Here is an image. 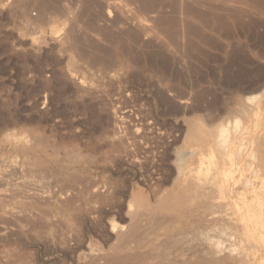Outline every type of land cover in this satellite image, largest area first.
Here are the masks:
<instances>
[{"label":"rangeland","instance_id":"374dc122","mask_svg":"<svg viewBox=\"0 0 264 264\" xmlns=\"http://www.w3.org/2000/svg\"><path fill=\"white\" fill-rule=\"evenodd\" d=\"M110 1L132 4L130 0ZM254 1V7L243 2L246 9L241 13L225 11L222 4L201 8V19L191 24L190 43L182 51L175 4L165 12L172 32L159 33L163 42L150 34L153 37L142 44L134 34L116 31L111 23L105 26L100 18L109 9L106 0H52L60 11L59 7L51 9L45 22L37 21L39 0H21L20 6L17 0H0V264H143L146 259L158 262L166 253L176 264H183L182 252L202 237L216 238L222 244L221 250L216 246L221 252L216 254L220 261L214 264H264V199L259 194L251 199L260 225L247 229L236 204L218 192L221 188L215 186V179L203 183L198 178V169L205 157L208 161L212 146L190 140L186 122L196 120L194 124L205 128L220 123L231 128L229 134L236 133L239 146V153L235 151L239 157L235 153L234 157L243 160L247 153L252 159L257 154V177L264 176V96L256 126L251 121L246 124L248 128L254 124V132L243 133L245 123L238 125L236 120L231 126L232 113L240 116L235 111L240 110L242 94L249 95L243 89L257 86L256 93L264 91V0ZM133 6L127 5L134 10ZM74 9L77 11L72 12ZM71 12L78 13V23L71 21ZM27 19L38 27L32 28ZM182 54L185 59L180 58ZM188 93L193 99L189 110L184 111L180 101ZM23 137L31 149L26 150ZM217 149V161L227 164L231 158L224 151L229 150L222 153ZM182 163L196 168L183 182L192 185V201L173 202L168 196L181 189L178 171L184 167ZM209 172L202 171L203 180L216 171L212 168ZM193 174L196 176L191 178ZM239 175L241 179L248 177L249 169ZM169 180L175 181L172 184ZM202 187H208V192ZM142 195L145 197H140L139 205L137 196ZM155 213L158 221L153 222ZM159 221H163L161 225ZM137 224L143 226L139 225V231ZM212 227L217 230L206 235L205 229ZM249 231L254 236L249 237ZM184 233L192 236L188 237L192 244ZM137 243H142L138 249ZM156 244L161 254L155 253L159 250ZM241 249L243 254L252 252L255 258L242 256L238 252Z\"/></svg>","mask_w":264,"mask_h":264},{"label":"bare ground","instance_id":"6f19581e","mask_svg":"<svg viewBox=\"0 0 264 264\" xmlns=\"http://www.w3.org/2000/svg\"><path fill=\"white\" fill-rule=\"evenodd\" d=\"M23 1V0H22ZM52 0H43V2H41L40 0H39V8H40V11H41V13H40V16H39V19H37V21L38 22H45L46 21V19L48 18H50L49 16L47 17V14H49V13H51L52 11H51V9H55L56 10V8H57V10H58V7H59V5H58V7H56V4H53L52 2H51ZM131 1V5H130V3H128V2H130ZM130 1H128L127 3L129 4V6L132 8V5H134L133 7L135 8L134 10L133 9H131L130 7H127V5L128 4H120V3H118L117 1L116 2H109V0L107 1L106 0V2H107V4H108V10H107V12L105 13L104 11V15H102V18H100V19H102V21H103V23H105V26L106 25H108L109 23H111V24H113L114 25V27L116 28V31L118 30V31H127L128 32V34H130V35H135L139 40H140V42L142 43V44H144V43H146L147 41H148V39H149V37L150 36H152V35H150V34H153L154 36H156L155 37V40L157 41V42H163V40H165L164 38H163V36L161 37V36H158V35H161V34H159V33H162V35H163V33L164 34H169L170 33V31H171V29H173V28H171V26H172V24H171V21L169 20V19H167L166 17H165V12L166 11H168V9H167V7L169 6V5H171V4H175L177 7H178V11L177 12H179V24H180V33H181V37H182V39H181V45H182V51H183V49L185 50V47L190 43L189 42V37H190V35H191V24L192 23H194L196 20H199V19H201L200 17H201V8L203 9V8H207V7H210V6H212V5H216V4H222L223 6H224V8L226 9L225 11H239V13H241L242 12V10H245L246 8V6L244 7V5H242L243 4V2H245L244 4H246V3H248L247 5H250L251 7H254L255 6V1L254 0H130ZM257 1V0H256ZM17 2L19 3V6H20V3H21V0H17ZM36 2V1H35ZM55 3H56V1H54ZM80 2V1H79ZM27 3H29L28 1L26 2V4ZM80 3H82V2H80ZM79 3V4H80ZM59 4H60V2H59ZM260 5V4H259ZM17 6V5H16ZM23 6H24V4H23ZM30 6V5H29ZM74 6V5H73ZM80 6V5H79ZM78 6V7H79ZM219 6L220 5H218V8H219ZM249 6V8H251ZM25 7H26V5H25ZM24 7V8H25ZM28 7V6H27ZM67 8H69L68 6H66ZM71 7V6H70ZM216 7V6H215ZM17 8V7H16ZM223 8V7H222ZM20 9V8H19ZM70 9V8H69ZM69 9H66V10H69ZM171 9V8H170ZM169 9V10H170ZM213 9V8H212ZM215 9V8H214ZM220 9H221V7H220ZM248 9V8H247ZM252 9V8H251ZM251 9H250V11H251ZM259 9V8H258ZM54 10V11H55ZM249 10V9H248ZM21 11V10H20ZM59 11H60V7H59ZM59 11H56V13L57 12H59ZM64 11H65V9H64ZM77 11V10H76ZM75 11V9H74V11H72V12H76ZM209 11V13H210V10H208ZM223 11V10H222ZM241 11V12H240ZM254 11V10H253ZM256 11V10H255ZM254 11V12H255ZM261 11V10H260ZM28 12V11H27ZM26 12V13H27ZM65 12H67V11H65ZM71 12V14H72V16H71V21H73V22H77L78 23V21L76 20V18H77V15H75V14H78V13H72ZM258 12V11H257ZM262 12V11H261ZM68 13V12H67ZM250 13H253V12H250ZM69 14H70V11H69ZM74 14V15H73ZM264 14V13H263ZM240 15V14H239ZM260 15V14H259ZM65 16V15H64ZM68 16V15H67ZM47 17V18H46ZM54 17V16H53ZM205 18V17H204ZM69 19H70V17H69ZM76 20V21H75ZM27 21V23L28 24H30L31 25V27L32 28H34V29H36L37 27H38V24L35 22V21H29L28 19L26 20ZM70 21V20H69ZM70 21V22H71ZM80 21V20H79ZM101 21V22H102ZM228 22V21H227ZM229 23V22H228ZM76 24V23H75ZM99 24H101V23H99ZM73 26H74V24H72ZM97 26V25H96ZM30 27V26H29ZM59 27V26H58ZM174 27V26H173ZM57 28V27H56ZM74 28V27H73ZM191 28V29H190ZM195 28V27H194ZM193 28V29H194ZM70 33H71V31L70 30H68ZM152 31H153V33H152ZM156 31V33H154ZM178 31H179V29H178ZM68 32V33H69ZM158 32V33H157ZM172 32V31H171ZM69 33V34H70ZM75 33V32H74ZM115 33V32H114ZM65 34H67V33H65ZM72 34V33H71ZM82 34H83V32H82ZM156 34V35H155ZM176 34H179V33H176ZM73 35V34H72ZM123 35V34H122ZM74 36V35H73ZM67 37V36H66ZM70 37V36H69ZM130 37V36H129ZM153 37V36H152ZM72 38V37H71ZM114 38V37H113ZM124 38V37H123ZM126 38V37H125ZM102 39V38H101ZM112 39V38H111ZM127 39V38H126ZM163 39V40H162ZM71 40V39H70ZM77 40V39H76ZM104 40V39H103ZM131 40V39H130ZM74 42H75V40H73ZM72 41V43H74ZM78 41V40H77ZM128 41V40H127ZM79 42V41H78ZM139 42V41H138ZM168 42V43H167ZM166 43L167 44H171V43H169V41H167ZM72 43H71V47H73L72 46ZM75 43H77V42H75ZM108 43V42H107ZM165 43V42H164ZM163 43V44H164ZM70 44V43H69ZM123 44V43H122ZM159 44V43H158ZM154 45V44H153ZM134 46H135V44H134ZM155 46H157V44L155 45ZM119 47V46H118ZM74 48V47H73ZM127 48V47H126ZM76 49H78L77 47H76ZM135 49V48H134ZM159 49V48H158ZM180 49V48H179ZM233 49V48H232ZM79 50V49H78ZM80 50H83V49H81L80 48ZM116 50V49H115ZM168 50V49H167ZM164 51V50H163ZM87 52V51H86ZM168 52H169V50H168ZM172 52V51H171ZM171 52H170V55H171ZM131 53V52H130ZM164 53V52H163ZM184 53V55H185V51L183 52ZM80 54V53H79ZM84 54V53H83ZM78 55V54H77ZM82 55V54H81ZM173 55V54H172ZM184 55L182 54L181 56H180V58L181 59H185L184 58ZM174 56V55H173ZM179 56V55H178ZM186 56V55H185ZM149 57V56H148ZM261 57V56H260ZM179 58V57H178ZM82 59V58H81ZM83 60V59H82ZM104 60V59H103ZM180 60V59H179ZM91 61V60H90ZM106 61V60H105ZM110 62V61H109ZM88 65V64H87ZM107 65V64H106ZM79 66V65H78ZM82 66V65H81ZM80 67V66H79ZM114 68V67H113ZM185 68H186V66H185ZM190 76V75H189ZM161 81V80H160ZM172 84V83H171ZM168 89V88H167ZM170 90V89H169ZM173 90V89H172ZM175 90V89H174ZM257 90H258V88H257V86L255 87H252V88H248V89H246V88H244L243 89V91L242 92H244V93H247V94H249L248 96L247 95H243L242 94V96L243 97H241L240 98V95H239V98H240V100H239V104H240V106L239 105H237L238 104V100H236V102H235V104H236V106H239V107H237V109L238 108H240V110L239 111H235V112H238L239 114H240V116H236V115H234L235 113L233 112L232 114H233V116H235L234 118L232 117V125L229 123V125H231L232 127H234V125L233 124H235L236 123V121H237V123L236 124H238L239 125V122H243V124L245 123V128L244 129H242V127H241V129H242V132L243 133H245V131L247 132V130L248 131H250V132H254L256 129H255V126H256V124H257V121H259L258 119H257V115H258V111H259V109H260V102H261V99L263 98V96H264V91H263V93L262 92H260V94H258V93H256L257 92ZM191 91V90H190ZM189 91V92H190ZM234 91V90H233ZM240 92V91H239ZM168 93V92H167ZM174 93V92H173ZM262 93V94H261ZM176 94V93H175ZM189 94V93H188ZM239 94V93H238ZM238 94H237V96H238ZM169 95V97L171 98V99H175V101H176V98H175V96H174V94H172V93H169L168 94ZM193 95V94H192ZM235 95V94H234ZM237 96L236 97H234V98H237ZM245 96V97H244ZM191 94H189L188 96H185V98H183V100H181L180 101V104H181V106H179V107H182V109L184 110V111H186V110H189V108H190V105H191ZM193 99V98H192ZM178 101V100H177ZM174 102V101H173ZM233 102V101H232ZM179 103V102H178ZM231 103V102H230ZM257 104H259V105H257ZM194 106V105H193ZM235 106V107H236ZM227 107V106H226ZM194 108V107H193ZM179 109H181V108H179ZM230 109V108H229ZM203 110V109H202ZM227 109H225V111H226ZM231 110H232V108H231ZM227 111H230V110H227ZM226 111V112H227ZM192 112V111H191ZM262 112V111H261ZM237 113V114H238ZM192 114V113H191ZM210 114V113H209ZM212 114V113H211ZM223 115V114H222ZM230 115H231V112H230ZM259 115H260V113H259ZM228 116V115H227ZM232 116V115H231ZM223 117H225V116H223ZM176 119V118H175ZM189 119H190V117H189ZM224 119V118H223ZM191 120V119H190ZM192 120H193V118H192ZM191 120V121H192ZM213 120V119H212ZM217 120V119H216ZM227 120V119H226ZM236 120V121H235ZM183 121V120H182ZM184 121H186V119L184 120ZM195 121L196 120H194L193 121V123L192 122H189V120L187 119V124L189 123V125H187L188 126V129H187V136H188V138L190 139V140H192V141H195V142H198L199 144H203V145H210V146H208V148L209 147H211L212 146V150H211V152H210V155L209 154H207L206 152V154H207V156L209 155V157H208V161H205L206 160V158L207 157H205V160H203L204 162H206L207 163V165H205V163L202 161V163H201V165H200V163H199V165H200V167H199V169H198V178L199 179H202L201 181H203V183H204V181H205V183H206V181L208 182L209 180H211V179H215L214 181H215V186H218L219 188H221V189H219L220 191H218V189H217V191L218 192H221L222 194L224 193V194H227L228 195V197H227V195H226V197L227 198H229V200L231 199L232 200V205L233 204H236V206H237V210L242 214V220H243V222H244V224H245V226H246V228L247 229H250V228H252V226H255V225H260V224H258L257 222H256V220H258L257 219V213H255L254 212V210L252 209V201H251V199H253L254 197H256L257 198V194H259V198L261 199V198H263L264 199V176L263 177H257V165H258V163H257V154L255 155V156H253L252 157V159H251V156H249V154H247V153H245L246 155H245V158L242 160V158L240 159V160H238L236 157H234V153H235V151H236V153H237V151H238V147L236 146V143H238V142H236V140L237 139H235V131H234V135H230L229 133H231V131H230V129L227 127H223L222 126V124H220V123H218V122H215V123H218V124H215V126H213L212 125V127H207V128H205V127H202V126H200V125H198V124H194L195 123ZM254 122V124H255V126H254V124H251V126H249V128H248V125L246 126V124L247 123H249V122ZM185 122V123H186ZM209 122V121H208ZM224 122V121H223ZM235 122V123H234ZM184 123V122H183ZM213 123H214V121H213ZM225 123H226V121H225ZM224 123V125H226ZM210 124H212V122L210 123ZM209 124V125H210ZM241 124V123H240ZM259 124V123H258ZM237 125V126H238ZM208 126V125H207ZM236 126V128L238 129V127ZM241 126V125H240ZM258 130V129H257ZM250 132H248V134H251ZM261 132H262V130H261ZM184 134V133H183ZM248 134H247V136H248ZM238 135V134H237ZM239 135H241V132L239 133ZM244 135V134H243ZM260 134H258V139H259V137L261 136H259ZM264 135V134H263ZM231 136V137H230ZM254 136V135H253ZM253 136H251V137H253ZM186 137V136H185ZM237 137V136H236ZM245 138H246V136H244ZM256 137V136H255ZM238 138V137H237ZM23 139V140H22ZM22 139H20V140H22L23 142H24V144H25V146L24 147H26V150H27V148L28 149H31V145L29 144V142L27 141V139H24V137L22 138ZM32 139V138H31ZM243 140H244V138H243ZM248 140V139H247ZM257 140V139H256ZM256 140H254V142L256 141ZM241 141H242V138H241ZM251 141V140H250ZM21 142V141H20ZM22 142V143H23ZM36 142H38V141H36ZM249 142V141H248ZM247 142V143H248ZM257 142V141H256ZM260 142V141H259ZM258 142V143H259ZM197 143V144H198ZM239 143H241L240 141H239ZM251 143V142H250ZM38 144H40V143H38ZM197 144H195V145H197ZM244 144V143H243ZM249 144V143H248ZM253 144V143H252ZM260 144H262L263 145V143H260ZM36 146H37V144H35ZM193 145V144H192ZM191 145V146H192ZM194 145V146H195ZM216 145V146H215ZM200 146V145H199ZM213 146H215L214 148H213ZM23 147V148H24ZM40 147V146H39ZM243 147V146H242ZM241 147V148H242ZM246 147H247V145H246ZM257 147V146H256ZM176 148V147H175ZM200 148V147H199ZM217 148H219V149H217ZM251 148V147H250ZM198 149V148H197ZM204 149V148H203ZM214 149L216 150H221L222 151V153H223V151L224 150H229V152L227 153V151H224V153H226L227 155H229V157L231 158V159H229V161L227 162V164L225 163V162H223V164L225 165V166H221V165H223L222 163H221V161L220 160H218V161H220V162H218L217 161V159H216V157L218 156L217 155V153H216V155H215V153H214ZM247 149V148H246ZM263 149V148H262ZM185 150V149H184ZM253 150L254 149H252V153H253ZM257 150H258V148H257ZM144 151V150H143ZM191 151V150H190ZM203 152L205 151V150H202ZM250 151V150H249ZM264 151V150H263ZM37 152V151H36ZM181 152V151H180ZM179 152V153H180ZM202 152V153H203ZM192 153V151L190 152V154ZM195 153V152H194ZM201 153V152H200ZM235 153V155H237V157H239L238 156V154H236ZM238 153H239V151H238ZM240 153H241V151H240ZM243 153H244V151H243ZM250 153V152H249ZM251 153V154H252ZM256 153V152H255ZM258 153V152H257ZM193 154V153H192ZM192 154H191V156H192ZM199 154V153H198ZM219 154H221L220 152H219ZM225 154V155H226ZM179 155V154H178ZM223 155V154H222ZM226 155V156H227ZM187 156V155H186ZM195 156V155H194ZM258 156H259V153H258ZM188 158H190V157H188ZM202 158H204V156L202 157ZM224 158V157H223ZM226 158V157H225ZM225 158H224V160H225ZM220 159H221V157H220ZM227 159V158H226ZM249 159V160H248ZM197 160V159H196ZM222 160V159H221ZM137 161V160H136ZM174 161V160H173ZM180 161V160H179ZM184 161V160H183ZM194 162V161H193ZM175 163H177V162H175ZM183 164V163H182ZM181 164V165H182ZM191 163H189V164H187L186 163V165L185 164H183V166L184 167H182V168H180V171H178L179 172V174H180V178H182L181 180V182H182V184H181V189L180 188H178V191L180 192V193H183V195L182 194H178V191H174L173 193H171L169 196H168V199H170L171 201H173V202H183L184 200L186 201V198L187 199H190L191 200V196H189V195H191V189H190V186H192V185H188V183H190V182H188L187 183V185L186 184H184L183 182L184 181H186L187 179H188V177H190L191 176V174H192V172H193V169L195 168V167H193V166H191L190 165ZM204 164V165H203ZM180 165V164H179ZM262 165H264V161H263V164ZM178 166V165H177ZM176 167V166H175ZM202 167L203 168H205V169H202ZM177 168V167H176ZM175 168V169H176ZM212 168H214L215 169V171L216 172H214L215 174H213V176L211 177V176H209V179H208V177H207V179L208 180H203V179H205V177L203 178V177H201V175H202V171L203 170H205V172H206V174H208V172L210 171L211 172V170H212ZM249 169V175H248V177H246V178H244V179H241L240 178V173L243 171V170H245V169ZM26 169V168H25ZM196 169V168H195ZM243 169V170H242ZM247 171V170H246ZM19 172V171H18ZM176 172V171H175ZM174 172V174H177L178 175V177H179V174L176 172L175 173ZM209 172V173H210ZM213 172V171H212ZM195 173V172H194ZM211 174V173H210ZM209 174V175H210ZM37 175V174H36ZM194 175L195 174H193V176L191 177V178H193L194 177ZM196 176V175H195ZM176 177V176H175ZM211 177V178H210ZM41 178V177H40ZM172 178H174V177H172ZM196 179V178H195ZM198 180V179H197ZM197 180H196V182H197ZM170 182H171V180H169ZM175 181V180H174ZM174 181H172L171 183L173 184L174 183ZM188 181V180H187ZM212 181V180H211ZM3 182V181H2ZM198 182L200 183V181L198 180ZM172 184H170V186H169V188L170 189H172V187H173V185ZM191 184H193V183H191ZM201 184V183H200ZM212 185L214 184V182H212L211 183ZM172 185V186H171ZM179 185V184H178ZM178 185H176V186H178ZM202 185H204V184H202ZM200 186V185H199ZM207 186V185H206ZM99 187V186H98ZM205 187V186H204ZM212 187V186H211ZM211 187L209 188V189H211ZM165 188V187H164ZM164 188L161 190L162 191V193L163 192H165V191H163L164 190ZM203 188V187H202ZM208 187H206V189L205 188H203V190L205 189L206 191L208 190L207 189ZM213 188H215V187H212V189ZM167 190H168V186H167V188H166ZM165 189V190H166ZM180 189V190H179ZM189 189H190V192H189ZM200 189H201V187H200ZM174 190V189H173ZM197 190H199V189H197ZM215 191H216V188L214 189ZM160 191V192H161ZM201 192H202V194H203V191H202V189L200 190ZM90 192V191H89ZM208 192V191H207ZM210 192V191H209ZM212 192V191H211ZM48 193V192H47ZM193 193L194 192H192V196H193ZM198 193V192H197ZM196 193V194H197ZM214 193V192H213ZM51 194V193H50ZM201 194V195H202ZM204 194H205V191H204ZM208 194V193H207ZM206 194V195H207ZM159 195V194H158ZM197 195H200V193H198ZM196 195V197H198ZM205 195V196H206ZM212 195V194H211ZM62 196V195H61ZM144 195H142V196H137V198L139 199V201H140V197H143ZM162 196H164V194L162 195ZM205 196H203V197H205ZM208 196V195H207ZM224 196V195H223ZM53 197V196H52ZM145 197V196H144ZM150 197V196H149ZM148 196H147V198H149ZM152 197V196H151ZM155 197V196H154ZM160 197H161V195H160ZM160 197H158V198H160ZM165 197H167L166 195H165ZM189 197H191V198H189ZM201 197V196H200ZM212 197H216V195L214 196H212ZM225 197V196H224ZM147 198H145V199H147ZM199 198V197H198ZM222 199H223V197H221ZM138 199H137V201H138ZM142 199V198H141ZM144 199V200H145ZM153 199V198H152ZM213 199V198H212ZM226 199V198H225ZM144 200H142V201H144ZM154 200H155V198H154ZM153 200V201H154ZM165 200H166V198H165ZM164 199H163V202L165 201ZM63 201V200H62ZM138 201V202H139ZM147 201V200H146ZM148 201H150L149 199H148ZM153 201H152V203H153ZM167 201V200H166ZM188 201V200H187ZM192 201V200H191ZM198 200H196V202H197ZM209 201H210V199H209ZM205 202V201H204ZM223 202H224V199H223ZM227 202H230L231 203V201H227ZM227 202H225V203H227ZM140 203H141V201L138 203L139 205H140ZM151 203V205H152V207H153V204ZM201 203V202H200ZM229 203V204H230ZM258 203V202H257ZM146 204V203H145ZM148 204V203H147ZM165 204V203H164ZM163 204V205H164ZM167 204V203H166ZM166 204H165V206H166ZM253 204H254V201H253ZM138 205V206H139ZM142 205L144 206V203H142ZM162 205V206H163ZM194 205H196V204H194ZM203 205H205L204 203H203ZM221 205H222V203H221ZM261 205V204H260ZM259 205V206H260ZM149 206V205H148ZM156 206V205H155ZM220 206V205H219ZM262 206V205H261ZM151 207V208H152ZM190 207V206H189ZM194 207V206H193ZM231 207V206H230ZM234 207V206H233ZM146 208V207H145ZM154 208V207H153ZM196 208H198V207H196ZM226 208H228V207H226ZM140 209V208H139ZM149 209V208H148ZM188 209V208H187ZM233 209H235V208H233ZM135 210V209H134ZM137 210V209H136ZM141 210V209H140ZM140 210H137V213L140 211ZM154 210V209H153ZM159 210V209H158ZM157 210V211H158ZM192 210H194L193 208H192ZM260 210H261V208H260ZM259 210V211H260ZM127 211V210H126ZM152 211V210H151ZM150 211V212H151ZM190 211V210H189ZM229 211V210H228ZM141 212H143V211H141ZM145 212V211H144ZM143 212V213H144ZM149 212V213H150ZM154 212V211H153ZM155 212H156V210H155ZM146 213V212H145ZM158 213V212H157ZM170 213V212H169ZM133 214H134V212H133ZM139 214V213H138ZM138 214L137 215H135V216H137L138 217ZM147 214V213H146ZM167 214H168V212H167ZM263 214V213H262ZM141 215V214H140ZM145 215V214H144ZM163 215V214H162ZM261 215V214H260ZM151 216V215H150ZM153 216V217H152ZM151 217L152 218H155V220L154 219H150L151 221L152 220H154L153 222H156V221H158L157 219V217L159 216V215H156V213H155V215H152ZM154 216H156V217H154ZM161 216V215H160ZM170 217H171V215H169ZM235 216V215H234ZM238 216V215H237ZM146 217V216H145ZM233 217V216H232ZM231 217V218H232ZM143 219H144V217H142ZM142 218H140V219H142ZM150 218V217H149ZM148 218V219H149ZM160 219L159 220H161V217H159ZM146 219H147V217H146ZM146 219H144V220H146ZM165 219V218H164ZM227 219H229V217L227 218ZM236 219V218H235ZM135 220L136 221H138L136 218H135ZM135 220H133L132 222H134ZM163 220V219H162ZM164 221V220H163ZM163 221H159L158 222V224H160L161 225V223L163 222ZM168 221V220H167ZM210 221V220H209ZM240 221V220H239ZM144 222V221H143ZM146 222V221H145ZM149 222V221H148ZM161 222V223H160ZM241 222V221H240ZM239 222V223H240ZM138 223H140V220H139V222ZM217 223V222H216ZM231 223V222H230ZM238 223V224H239ZM135 224H136V222H135ZM141 224V223H140ZM140 224H137L138 225V227L137 228H135L136 230H138L139 228L141 229V227H143V226H141ZM156 224V223H155ZM157 224V225H158ZM202 224H204V223H202ZM243 224V225H244ZM134 225V224H133ZM139 225L141 226V227H139ZM143 225V224H142ZM147 225H150V224H148L147 223ZM154 225V224H153ZM210 224H208L207 226H209ZM223 225V224H222ZM263 225V224H262ZM151 226H152V224H151ZM202 226V225H201ZM200 226V227H201ZM203 226H205V225H203ZM214 228H215V226L217 227L218 225H216L215 224V226L214 225H212ZM227 226V225H226ZM244 226V227H245ZM134 227H136V226H134ZM134 227H132V228H134ZM145 227H146V225H144V229H145ZM155 227V226H154ZM157 227V226H156ZM155 227V228H156ZM213 227H212V229H213ZM243 227V228H244ZM119 228V227H118ZM147 229H149V227H146ZM151 228V227H150ZM198 228V227H197ZM202 228V227H201ZM211 228V227H210ZM210 228H208V230L207 229H205V233H207L206 235H208V234H213L214 233V231H216L215 229H210ZM219 228V227H218ZM227 228H229V227H227ZM254 228V227H253ZM259 228V227H258ZM146 229V231H148ZM199 229V228H198ZM223 229V228H222ZM230 229H232V228H230ZM230 229H228V230H230ZM202 231H203V228L201 229ZM221 230V229H220ZM227 230V229H226ZM253 230V229H252ZM251 230V231H252ZM256 230V229H255ZM254 230V231H255ZM113 231V230H112ZM115 231V230H114ZM117 231V230H116ZM139 231V230H138ZM142 231H144V230H142ZM192 231L193 230H191V231H188V232H191L192 233ZM196 231V230H195ZM198 231H200V230H198ZM222 231V230H221ZM231 231V230H230ZM264 231V230H263ZM232 232V231H231ZM144 233V232H143ZM147 233V232H146ZM200 233H202V234H200V235H205V233L203 234V232H200ZM219 233V232H218ZM222 233H223V231H222ZM117 234V233H116ZM125 234V233H124ZM145 234V233H144ZM183 234V233H182ZM186 233H184V237L186 236V235H190V234H186ZM157 235V234H156ZM192 235V234H191ZM196 235V234H195ZM198 235V234H197ZM218 235V234H217ZM216 235V236H217ZM225 235H228V232H226L225 233ZM247 235L249 236V237H252V236H254V234H252L250 231L247 233ZM261 235V234H260ZM139 236V235H138ZM143 236H145V235H143ZM154 236V235H153ZM178 236H182V235H180V234H178ZM201 236V237H202ZM212 236V235H211ZM220 236V235H219ZM223 236V235H222ZM230 236V235H229ZM183 237V236H182ZM187 237V236H186ZM189 237V236H188ZM187 237V238H188ZM190 237H192V236H190ZM189 237V238H190ZM194 237V236H193ZM198 237V236H197ZM200 237V236H199ZM214 237V236H213ZM231 237V236H230ZM248 237V240H249V242H250V244L251 243H253L252 242V239L251 238H249ZM260 237V236H259ZM263 237V236H262ZM137 238V237H136ZM141 238V237H140ZM188 238V239H189ZM205 237H202V238H199L196 242V244L195 245H193V246H188V248L187 249H185V252H182V254H181V256L183 257V261H182V263L183 264H186V262H187V264H214V263H217V262H219L220 260V257H217L216 256V254H217V252H221V251H218V249L216 248V246H219L218 248H220V246H221V248H220V250L222 249V244L221 245H219V242H218V240H216V238H215V240L213 239V240H211V239H204ZM218 238V237H217ZM237 238V237H236ZM256 239H257V237H255ZM194 239V238H193ZM228 239H230L229 237H228ZM240 239V238H239ZM151 240V239H150ZM175 240V239H174ZM186 240V239H185ZM220 240V239H219ZM247 240V241H248ZM261 240H264V239H261ZM171 241V240H170ZM170 241H166V243L167 242H170ZM182 241V240H181ZM184 241V240H183ZM182 241V242H183ZM226 240H224V243L226 244V245H228L229 246V244H227L226 242H225ZM259 241V240H258ZM146 242V241H145ZM173 242V241H172ZM172 242H170V243H172ZM174 242H176V241H174ZM185 242V241H184ZM183 242V243H184ZM192 242H193V240H192ZM229 242V241H228ZM244 242V241H243ZM242 242V243H243ZM119 243V242H118ZM140 243V242H139ZM187 243V242H186ZM189 243H190V239H189ZM214 243H216V245L214 244ZM142 244V243H141ZM139 245L138 243H137V249H138V246H142V245ZM146 244H147V242H146ZM158 244H160V243H158ZM158 244H156V246H154L156 249L158 248V247H160V245L161 244H163V243H161L160 245H158ZM190 244H192V243H190ZM246 244V243H245ZM254 244V243H253ZM262 244V243H261ZM145 245V243L143 244V246ZM164 245V244H163ZM170 245H172V244H170ZM213 245H215L214 247H213ZM234 245H237V243L236 244H234ZM255 245V244H254ZM263 245V244H262ZM174 246V245H173ZM233 246V245H232ZM250 246H252V245H250ZM154 247H153V249H154ZM162 247H164V246H162ZM227 247V246H226ZM236 249H239V247L237 248L236 246H234ZM233 247V248H234ZM117 248V247H116ZM223 248H225V246H223ZM228 248H230V246L228 247ZM232 248V249H233ZM159 249V250H158ZM157 250L159 251H157V250H155V251H157V252H155V253H162V252H160V249L161 248H158ZM133 250V249H132ZM169 250V252L172 250V249H168ZM168 250H167V252H168ZM224 250H226V249H224ZM112 251H115L114 249L112 250ZM241 251V252H240ZM253 251V250H252ZM117 252V251H116ZM120 252H121V250H120ZM140 251H138V253H139ZM142 252V251H141ZM144 252V251H143ZM142 252V253H143ZM146 252H147V249H146ZM166 252V251H165ZM165 252H163V253H165ZM181 252V251H180ZM223 252V251H222ZM239 252V254H241L242 253V249L241 250H239L238 251ZM99 253V252H98ZM115 253V252H114ZM137 254V251H135L134 252V254ZM175 253H176V251H175ZM175 253H172L171 252V254H175ZM224 253V252H223ZM257 253V252H256ZM113 254V253H112ZM116 254V253H115ZM114 254V255H115ZM141 254V253H140ZM140 254L138 255V257L140 256ZM152 254H154V253H152ZM167 254V253H166ZM166 254H164V255H162L161 254V257H159V259L161 258V260L160 261H158V262H155L154 263V261H149V259H146V257H145V259L146 260H148L146 263H143V264H176L175 263V261H172L171 259H170V256L168 257V255L166 256ZM221 254V253H220ZM234 254V253H233ZM237 256H239L237 253H235ZM234 254V255H235ZM245 254V253H244ZM243 253H242V256L244 255ZM251 254H252V252H251ZM249 255L248 253H246L244 256H247L248 255V257L249 258H252L253 256L252 255ZM119 255V254H118ZM130 255H132V254H130ZM142 255H145V254H141V257H142ZM157 255H159V254H157ZM188 255V256H187ZM224 255V254H223ZM229 255H231L230 254V252L228 251V256ZM234 255H233V257H234ZM112 256V255H111ZM135 256V255H134ZM134 256H132V257H134ZM155 256V255H154ZM174 256V255H173ZM126 257V256H125ZM136 258H137V262H138V257L137 256H135ZM180 257V256H179ZM181 257V258H182ZM259 257V256H258ZM98 258V257H97ZM100 258V257H99ZM121 258H123V257H121ZM136 258H135V261H136ZM148 258V257H147ZM187 258H189V260L187 259ZM222 258V257H221ZM226 258V257H225ZM234 258H236V257H234ZM253 258H255V255H254V257ZM260 258H262V256H260ZM259 258V259H260ZM120 259V258H119ZM142 259V258H141ZM144 259V258H143ZM145 259L143 260V262L145 261ZM151 259H153V258H151ZM156 259V258H155ZM188 261H187V260ZM111 260H113V259H111ZM114 260H116V259H114ZM123 261H124V259H122ZM130 260V259H129ZM128 260V261H129ZM133 260V262H134V259H132ZM140 260V259H139ZM157 260V259H156ZM247 260V259H246ZM248 260H250V259H248ZM252 260V259H251ZM107 261H108V259H107ZM110 261V260H109ZM125 261H126V259H125ZM178 261V260H177ZM185 261V262H184ZM222 261H223V259H222ZM221 261V262H222ZM254 261V260H253ZM252 261V262H253ZM113 262V261H112ZM235 262H237V261H235ZM249 262V261H248ZM119 263H121V262H119ZM119 263H117V264H119ZM124 263V262H123ZM139 263H142L141 261L139 262ZM251 263V262H250ZM101 264V263H100ZM116 264V263H115ZM252 264V263H251ZM257 264H259V263H257ZM261 264V263H260Z\"/></svg>","mask_w":264,"mask_h":264}]
</instances>
